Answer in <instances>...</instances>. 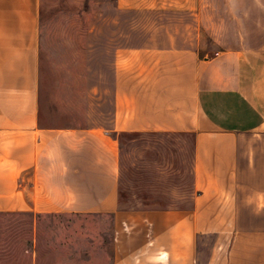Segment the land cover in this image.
<instances>
[{
  "label": "crops",
  "instance_id": "0c3cea01",
  "mask_svg": "<svg viewBox=\"0 0 264 264\" xmlns=\"http://www.w3.org/2000/svg\"><path fill=\"white\" fill-rule=\"evenodd\" d=\"M40 1L0 0V213L111 215L112 264H264V0H116L188 11L209 44L118 48L88 127L43 122ZM121 132L193 135L192 208H119Z\"/></svg>",
  "mask_w": 264,
  "mask_h": 264
},
{
  "label": "rangeland",
  "instance_id": "374dc122",
  "mask_svg": "<svg viewBox=\"0 0 264 264\" xmlns=\"http://www.w3.org/2000/svg\"><path fill=\"white\" fill-rule=\"evenodd\" d=\"M40 19L41 114L52 126L110 124L118 48L209 44L188 11L120 10L116 0H41ZM116 138L121 210L192 208V134ZM113 236L111 215L0 213V264H112Z\"/></svg>",
  "mask_w": 264,
  "mask_h": 264
},
{
  "label": "trees",
  "instance_id": "16d2710c",
  "mask_svg": "<svg viewBox=\"0 0 264 264\" xmlns=\"http://www.w3.org/2000/svg\"><path fill=\"white\" fill-rule=\"evenodd\" d=\"M126 133H128V132H121V133H118V134H126ZM133 133H139V132H133ZM118 134H116V136H117Z\"/></svg>",
  "mask_w": 264,
  "mask_h": 264
}]
</instances>
